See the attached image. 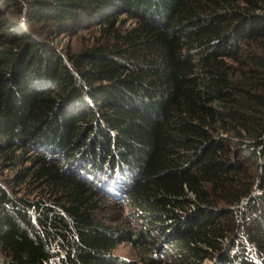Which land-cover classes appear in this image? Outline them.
Masks as SVG:
<instances>
[{
	"label": "trees",
	"instance_id": "trees-1",
	"mask_svg": "<svg viewBox=\"0 0 264 264\" xmlns=\"http://www.w3.org/2000/svg\"><path fill=\"white\" fill-rule=\"evenodd\" d=\"M28 148L0 264H264V0H0V168Z\"/></svg>",
	"mask_w": 264,
	"mask_h": 264
},
{
	"label": "rangeland",
	"instance_id": "rangeland-1",
	"mask_svg": "<svg viewBox=\"0 0 264 264\" xmlns=\"http://www.w3.org/2000/svg\"><path fill=\"white\" fill-rule=\"evenodd\" d=\"M122 17V16H121ZM91 35L89 32L84 31V32H80V34H78L76 37H70V36H65L62 37L59 42H61L62 46H59V48L65 47L67 46V48L70 49L71 52H79L80 50H82L90 41H91ZM53 45V44H52ZM54 46V45H53ZM55 47V46H54ZM20 149V148H19ZM33 151V152H31ZM46 152V151H45ZM19 153H21V155H23L24 157V161L23 163H19L17 164L18 167H16L15 170H2V168H0V181L3 178H15V177H20V173L17 171H22V169H30L33 165L31 163L32 159L34 157H36L38 154H41V152L38 150L37 152L32 150V148H28L26 151H20ZM55 156V155H54ZM63 159H60L58 161V163H61ZM69 169L73 170H79V169H83L80 166V163L77 162H67L66 164ZM23 181V179L18 178L16 181V184L19 182L21 183ZM88 181V180H87ZM91 182V181H88ZM101 184V180L100 181H96V183H93V185H95V188L98 187V184ZM114 183V182H113ZM86 185L89 186L88 183H85ZM20 188H23V185L21 186H16V190L18 191ZM94 187H92V190L94 191L95 189H93ZM99 188V187H98ZM29 191V190H27ZM99 191V190H98ZM103 191L100 192H96V195L100 198L105 200L104 204L106 206H108L109 208V216L107 215V217L109 219H114V220H118L119 222L122 221L123 225L125 227H128L130 229H135L138 231H142L143 229H147L146 226L144 225V219L143 217H141V213L142 211L137 210L132 204L129 205V203H131L133 201L132 198L128 197V201L124 202V200L126 198H123L121 201H116L115 198V194L114 193H105ZM150 234H152V238L156 237V232L154 231H150ZM159 239V238H158ZM160 240V239H159ZM158 240V241H159ZM154 246L157 247L162 246L161 243L156 244V241L154 240ZM165 246H167V244H164ZM247 252L249 253L248 249ZM158 256L160 255V252H155ZM113 256L117 257L118 259L121 260V262H129L130 264H175V258L173 257H169L166 256V258L169 259V262H159V263H151L150 261H147L146 263H144L141 258L139 257L138 253L131 248L128 245H120L118 246L114 251H113ZM249 257H251V255H248ZM128 264V263H127ZM205 264H210L209 261L207 260L205 262Z\"/></svg>",
	"mask_w": 264,
	"mask_h": 264
}]
</instances>
